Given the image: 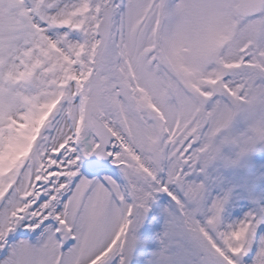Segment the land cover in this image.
Wrapping results in <instances>:
<instances>
[{"label": "snow or ice", "instance_id": "snow-or-ice-1", "mask_svg": "<svg viewBox=\"0 0 264 264\" xmlns=\"http://www.w3.org/2000/svg\"><path fill=\"white\" fill-rule=\"evenodd\" d=\"M0 264H264V0H0Z\"/></svg>", "mask_w": 264, "mask_h": 264}]
</instances>
